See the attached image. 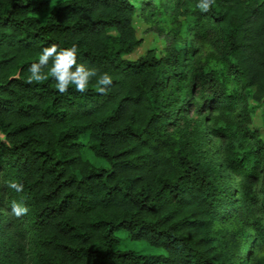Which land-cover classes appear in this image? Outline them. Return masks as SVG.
<instances>
[{
    "label": "trees",
    "instance_id": "trees-1",
    "mask_svg": "<svg viewBox=\"0 0 264 264\" xmlns=\"http://www.w3.org/2000/svg\"><path fill=\"white\" fill-rule=\"evenodd\" d=\"M198 2L175 6L215 65L187 62V45L124 58L140 44L131 0H0V264H264L249 245V229L264 238V143L247 104H264V0ZM52 44L112 75L108 94L95 78L85 94L29 84ZM118 231L162 252L119 249Z\"/></svg>",
    "mask_w": 264,
    "mask_h": 264
},
{
    "label": "rangeland",
    "instance_id": "rangeland-1",
    "mask_svg": "<svg viewBox=\"0 0 264 264\" xmlns=\"http://www.w3.org/2000/svg\"><path fill=\"white\" fill-rule=\"evenodd\" d=\"M50 6L62 0H49ZM135 6V14L133 18V27L140 44L129 54L123 55L129 60L137 59L142 56L147 50L153 49L157 56H163L167 53L170 46L191 47L194 52H189L186 61L192 62L198 57L202 63L215 65V60L211 59V48L198 32L193 29V24L190 19L185 18L176 10L175 0H147L142 3L137 0H131ZM46 13H42L44 18ZM112 32V31H110ZM248 110L250 112L251 123L249 129L258 134V138L264 143V125L262 122V113L264 104H258L247 98ZM216 110L213 114H216ZM188 117H194L192 104L188 105ZM237 110L228 114L230 119H235ZM219 144V140L216 139ZM258 190V185L254 187ZM258 215H261L258 212ZM249 233L253 234V240L250 245V251L257 256H264V238L259 236L253 229H249ZM117 236L120 238V243L117 246L119 249H133L143 253H161L162 250L154 248L144 241L131 240L126 237L123 231H118ZM28 253V248H26Z\"/></svg>",
    "mask_w": 264,
    "mask_h": 264
},
{
    "label": "clouds",
    "instance_id": "clouds-1",
    "mask_svg": "<svg viewBox=\"0 0 264 264\" xmlns=\"http://www.w3.org/2000/svg\"><path fill=\"white\" fill-rule=\"evenodd\" d=\"M215 4V0H199L196 7L201 12H209ZM78 49L75 45L70 48H59L57 44L45 47L38 59L32 63L28 69L30 75L27 78L29 84L43 83L49 76L55 79L56 89L60 94L68 92L70 86L81 94L89 90V85L95 78V87L98 93L107 95L113 85V77L108 72L99 73L95 68H88L84 64L77 62ZM52 61L50 70L45 73L44 69ZM10 188L17 192L23 191V185L15 181L10 182ZM29 209L22 203L12 202V212L16 217H21L28 213Z\"/></svg>",
    "mask_w": 264,
    "mask_h": 264
}]
</instances>
